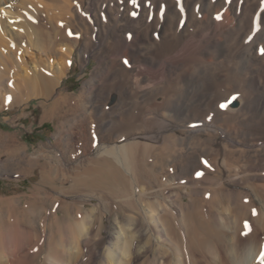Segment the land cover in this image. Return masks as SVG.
Segmentation results:
<instances>
[{
    "label": "rangeland",
    "instance_id": "rangeland-1",
    "mask_svg": "<svg viewBox=\"0 0 264 264\" xmlns=\"http://www.w3.org/2000/svg\"><path fill=\"white\" fill-rule=\"evenodd\" d=\"M105 1H107L106 8L111 20L121 21L122 24H125L126 31L133 28L135 32L144 35L146 33L145 29L151 25L150 23H152V25L156 24L160 27L159 33L158 35H154L155 42L152 43H157L159 45L160 42H162V31L166 24L167 16L170 15L169 6L172 4L173 0H155L157 3L154 0H138L140 8L139 6L138 8L135 7L136 5L133 4L134 8L132 3H130L131 0H124L125 2L121 0L124 4H122L120 0H118V3L116 2L117 0H113L112 2L111 0ZM145 1L146 3H144ZM174 1L176 3V0ZM45 2L50 4L48 0ZM181 2L179 7L177 6L178 4H176V6H174V3L172 4V6H174L172 10L176 11V7L177 12L182 14L185 19L184 24L181 27L179 26L183 29L181 30L182 32H176L178 34H176L177 38L180 37V34H183L190 40L205 35V30L197 31L198 25L194 23V18L206 19L209 26L212 25L213 27H216L218 24H225L228 32L218 35L216 41H220L221 44L218 52H214L211 48L214 43L213 41L206 43L204 46L197 48L198 50L195 51L197 53H193V55L196 56L191 62L181 64L179 67L177 66L176 72H190V75H197L198 80L192 81L188 79L185 83L181 80H177L176 82L169 80L167 84L168 87H166V90L164 89L162 91V96H160L166 108L167 105H169L168 103L171 102L172 105L175 104L173 106L178 112L175 117L176 119L174 118L172 120V123H174H171V129L165 130L166 138L173 133H178L180 136V140L168 151L170 158L169 162L171 161L168 169L177 166V171L184 175L181 180H170L165 178L166 175H163V173H166L168 170L162 173L160 169H157L156 174L158 173L157 175L160 181L154 180L151 182L144 174L142 175L143 169L141 166L135 164L134 168L126 173L131 188L129 196L123 198L124 200L122 198H112V195L105 194V192L102 191L85 190L79 195L67 193L66 196L68 198H66V200H76L80 206H84L88 213L94 214L93 218L95 219V223L91 226L90 235L81 238V241L88 247L92 246L95 240L99 242L100 251H98V253L96 252L98 256L97 264H107L106 253L109 249L114 251H112L114 260L115 258L117 260H115V264H235V260L241 259V251H243V247L247 242L252 243V241L255 240L253 244H259V246L262 242V244H264V107H260L255 101V96L253 94L254 87L251 84V78L264 82V54H261V50L264 49V32L261 28L262 17H258L260 13L262 14L264 12V0H192V4L189 7L186 5V0H181ZM197 4L198 6H202L203 9H199ZM254 4H258L262 8L258 13H256V11L249 13L250 11H247L246 8ZM141 5L143 7H141ZM129 7L131 8V12ZM240 9L243 10L241 11ZM132 12H138V16L132 15L131 17ZM208 13H210V15ZM212 13L214 14L212 15ZM102 14L105 15L102 11H99V23L102 25L105 22H110L109 18ZM248 19L249 21H247ZM242 20L247 23L245 24ZM43 21L42 23L45 24L46 22ZM74 23L75 26L77 25L76 29L80 32V35L82 33V40L76 48L72 69L62 80L60 91L64 94L79 95L83 88L89 87L90 84V86L94 85L93 87H96L104 81H111L112 78L120 76L126 64L124 59L121 60V64L118 62L119 60L115 61L110 53H105L107 59L103 66H100L95 56H91V59L89 58L90 60H82L81 50L84 44L83 42L86 40V33L81 23L77 20L74 21ZM229 27L230 29H228ZM127 34L129 38V32ZM130 34L131 39H133V34ZM102 38L106 39L105 36H102ZM226 40L231 42V44H228ZM96 52L98 51H95V53ZM32 58L33 56L22 57V60L27 63V68H33L32 63H34L35 59L33 58L32 61ZM250 58L253 59L250 60ZM206 63L208 64L206 65ZM221 64L230 65L226 67L230 68V70L224 73L225 77L223 79H217L211 75L210 67ZM200 68H205L207 70L200 73ZM246 73L249 77L246 76ZM206 81L211 84V88L207 85ZM185 86L187 88H185ZM206 93L209 94V97L206 98L205 102L209 107L200 111L201 109L197 98L200 97L201 99V96H204ZM233 97L236 98L232 99ZM238 100L244 101L243 108H239L238 110L230 108V104L235 106V104L239 102ZM83 103H85V108L78 106L77 110L64 113L59 119L47 118L43 121L41 118L45 108L42 101L38 98L32 97L13 105L3 102L2 106H0V198H15L20 204L26 203L32 198L33 190H35L40 182L41 166L39 165L44 163L47 165V169H56L57 166L59 169H63L64 164L69 167L68 169H72L74 165H80L87 157L94 156L93 154L96 152V148L86 147V142H89L95 137L91 135L87 127H91L93 123L88 113L92 111L95 102L94 99L91 101L88 98H84ZM223 103H227L228 107L221 108L220 105ZM139 104L140 102L134 103L133 100H128L127 109L128 114L130 113L131 117L134 116L133 122L138 126L141 124L139 126V134L137 133L138 135L136 134L135 136L143 137L144 132L142 131L144 130H142V128L144 129L145 123L143 116H140L139 113L143 103L141 102V104ZM178 107L180 109L182 108V111ZM136 109L139 116L136 114ZM122 110L123 109L117 106L110 108L107 119L119 123L123 118L125 109L123 112ZM86 111L88 112L86 113ZM234 111L236 115L233 113ZM163 114L165 117L167 116L170 118L171 116V112H169L168 109H166V111L164 110ZM196 114L206 121V126L203 128L202 125L199 124L200 122H198L199 120ZM226 114L228 117L225 116ZM172 115L174 114L172 113ZM235 116H238V118ZM209 117H211V119H209ZM205 141L207 142L206 144H204ZM15 142L19 145H23V147H20ZM69 142H71L72 145L75 144V148L81 152H78L77 157L72 159H68L69 155L71 156L70 153H72L70 152ZM113 143H118V141H107V145ZM99 144L101 143L97 145ZM18 146L24 150L21 151L22 149ZM82 149L84 153H82ZM24 156H30L28 157L29 159H35L34 164L39 160V165L35 164L32 165L31 168L22 170L17 160ZM191 164L193 165L192 167H194L192 168V173H186L188 169L187 165ZM198 165L200 166L198 167ZM195 166L197 169H195ZM205 168L210 170H208V179H200L197 181L205 175ZM197 173H202V175L197 176ZM194 176H197L198 179ZM63 184L65 187L62 186ZM57 185L69 189L68 186H70V183L68 180L66 181L64 179L61 181L59 180ZM53 195L57 196V194ZM130 195L133 201L129 198ZM218 199H221V202H219L220 200ZM54 200L56 199L53 198L47 202V209L50 211H55V208H58ZM125 201L131 203V206L128 207V205H125ZM214 201L215 204H213ZM216 201L218 203H216ZM172 203H174L175 206L172 205ZM161 207L165 208V210L167 209V212H165V215L163 214L159 217L161 224L159 223V225H157L154 218L157 217V211ZM94 209L96 211H93ZM61 210L63 211V208L59 210L60 215H63ZM253 210H255V215L253 214ZM168 213L169 215H167ZM175 214H177V217ZM189 214L195 217V222L188 220ZM203 217L205 219H203ZM175 218L178 221H176ZM169 220L172 222L171 227L168 226ZM246 221L251 226V231L248 233L249 237L248 235L242 234L245 232ZM162 222L165 225H163ZM182 223L186 225L183 226ZM196 223H198V225ZM178 224L187 230L184 228L179 230V227H177ZM190 224L195 226L204 224L213 230L219 229L218 227L220 226H225L226 237L224 243L226 242L227 244H225V246L228 247V250L225 251L226 254H224V249L221 247V249L215 247L211 253L208 252L206 254L207 257L203 256L205 258L198 253L193 254L188 239ZM256 229L258 232H255ZM261 229L262 231H259ZM253 234L255 236H252ZM185 235L188 236L186 237ZM202 235L201 237L210 239L211 242L214 240L216 244L218 243L217 239L213 238L212 234L202 233ZM214 242H212L213 245L215 244ZM47 252L48 250L46 249V252L42 254L37 264H45ZM88 257L89 254L87 255V259L80 264H91Z\"/></svg>",
    "mask_w": 264,
    "mask_h": 264
},
{
    "label": "bare ground",
    "instance_id": "bare-ground-1",
    "mask_svg": "<svg viewBox=\"0 0 264 264\" xmlns=\"http://www.w3.org/2000/svg\"><path fill=\"white\" fill-rule=\"evenodd\" d=\"M45 1L47 0H0V106H2L3 102L5 104L11 103L13 105L15 103H21L32 97L38 98L42 101V104L45 108L44 114L41 118L44 121L47 118L59 119V117H62L64 113L77 110L78 106H82L85 108V103H83L84 98H88L91 101H93L94 99L95 105L92 108V111L88 113L92 118L93 123L91 127H87L90 130L91 135L95 137L92 138L89 142H86V147H95L96 152L93 154L94 156L87 157L80 165H74L72 169H68L69 167L64 164L63 169H59L58 166L56 169H47V165L44 163H41L42 165H39L38 160L37 162H35V164L41 166V179L35 190H33L32 198L23 204L17 202L15 198H0V264H37L41 259L42 254L46 252V249L48 250V252L46 253L45 264H80L87 259L88 254V258L90 259L91 264H97L98 256L96 252L98 253V251H100L99 242L95 240L93 241V245L88 247L85 246V244H83L81 241V238L88 237L90 235L91 226H93L92 224L95 223V219L93 218L94 214L88 213V211L85 210L84 206H80V204L76 200H66V198H68L66 196L67 193L79 195L82 191L85 190L102 191L105 192V194L112 195V198H126L129 196L131 188L126 173L134 168L135 164L141 166V168L143 169L142 175L144 174L151 182L154 180H159V177L157 175L158 173L156 174L157 169H160L162 173L163 171L168 170L166 171V173H163V175L167 176H165V178H168L170 180H181L184 174H181L177 171V166H171L172 168L168 169L170 165L169 163L171 162H169L170 158L168 151L173 148L175 143L180 140V136L178 135V133H173L168 138L165 137V130L171 129L172 124L174 123H172V120L177 116L178 112L177 109H175L173 106L175 104L172 105L171 102L168 103L169 105H167L166 108V105L163 103L160 96H162V91L164 89L166 90V87H168L167 84L169 83V80L172 82L181 80L183 81V83H185L188 79H191L192 81H195L196 79L198 80V76L194 74L190 75V72H176L177 66L179 67V65L181 64L191 62V60L196 56H194L193 53L198 50L197 48L204 46L206 43H210L213 41L214 43L212 44L211 48L212 50H214V52H218L219 46L221 44L220 41H216L217 37L219 34L228 32L225 24H218L216 27H213L212 25L209 26V23H207L206 19L194 18V23H197L198 29L195 26L194 27L197 29V31L205 30V35L203 37L195 36L196 39L190 40L183 34H180V37L177 38V33L183 30L180 27L184 24L185 19L182 14L177 12L176 7V11L172 10V7L176 6V4H178V7L179 5H181V0H176V3L173 0L172 4L174 3V6H172V4L169 6L170 15L167 16L164 29L162 28V42H160V44L158 45L157 43L152 42H155L154 35H158L159 33V25H152V23H150L152 26L149 25L148 27H146V33L144 35L135 32L133 28H130L129 31H126V26L125 24H122L121 21H114V19L111 20V17L109 16L106 8L107 1L105 0H48L50 1V4H47ZM112 1L113 0H111V2ZM122 1L125 2L124 0ZM146 1L144 3H146ZM191 1L192 0H186V5L188 7L192 4ZM116 2L118 3V0ZM200 5L198 6L197 4L198 8L202 10L203 8ZM141 7L143 6L141 5ZM261 8L262 7L258 4H254L251 7L246 8V10L250 11L249 13H252V11H256V13H258ZM129 9L131 12L130 7ZM99 11H102L106 15V17L109 18L110 22H105L101 25L98 21ZM208 14L210 15V13ZM213 14L214 13H212V15ZM258 17H262L261 28L264 32V12L262 14L260 13ZM43 20L46 22L45 24L42 23ZM76 20L83 25L85 29L84 32L86 33V35L84 34L86 36V40L85 42H83L84 44L82 45L81 50L82 60L85 61L89 58L91 59V56H95V58L97 57L100 66H103L107 59L105 53H110L112 57H114L115 61L119 60L118 62L120 64L121 60L123 59L127 60L128 62L125 67L121 65L124 67V69L122 71V74L120 73V76L112 78L111 81H104L96 87H93L94 85L90 86V84L89 87L83 88L82 92L79 95L64 94L60 91L62 80L72 69V63L74 60L76 48L82 40V33L80 35V32L76 29L77 25L75 26L74 23V21ZM247 21H249V19ZM243 22L245 23V21ZM228 29H230V27ZM69 32H71L72 35H69ZM128 32L129 34H133V39L128 38ZM102 36H105L106 39H103ZM226 42L228 41L226 40ZM229 43L231 44V42H228V44ZM95 51H98L96 52L97 54L95 53ZM24 56H33V58L35 59L34 63H32V69L26 67L27 63L22 60V57ZM251 59L253 58H250V60ZM215 60L218 61L217 59ZM207 64L208 63H206V65ZM227 66L228 65L222 64L211 66V75H213L217 79H223L225 77L224 73H227V71L230 70V68H226ZM199 70L201 73L202 71H205L207 69L200 68ZM247 77H249V75ZM206 82L207 85L211 88V84H209L208 81ZM251 84L254 87L253 94L255 96V101L260 107H264V82L262 80L260 82L251 78ZM185 88L187 87L185 86ZM208 95L209 94L206 93L204 96H201L202 101L200 97L197 98L201 109L200 111L209 107L205 102L206 98L209 97ZM128 100H133L134 103H143L142 108L140 107L141 111H139L140 116H143L145 123L144 129L141 127L142 130H144H141L142 132H144L143 137L135 136L140 131L139 126L141 124L139 126L135 124L133 122L134 116L131 117L130 113L128 114ZM243 105L244 101L240 100L235 104V106H232L230 104V108L238 110L239 108H243ZM115 106L123 109L122 112L125 109L123 118L119 123L107 119L108 111L110 110V108H113ZM166 109L171 112L170 118L167 116L165 117L163 114V111H166ZM87 112L88 111H86V113ZM137 113L138 112L136 109V114ZM172 113L174 115H172ZM233 113L236 115L235 111ZM225 116L228 117L227 114ZM197 117L199 121L197 119L196 120L200 122L199 124L202 125V128L206 126V121L201 119V116L199 115H197ZM236 118H238V116ZM111 140H117L118 143L107 145V141ZM98 143L101 144L97 145ZM206 143L207 142L205 141L204 144ZM19 146L23 147V145ZM69 146L70 152L72 153H70L71 156L69 155L68 159L77 157L79 151L75 148V144L72 145V143L69 142ZM23 150L24 149H22L21 151ZM82 151V153H84L83 149ZM28 157L24 156L17 160V163L18 165H20L22 170H26L28 168H31L32 165H35V159H29ZM187 166L188 169L186 173H190L192 171V168L194 167H192V164ZM199 166L200 165H198V167ZM195 169H197L196 166ZM208 170V168H205V175L202 176V178L198 179L197 176L194 177L198 179L197 181H199L200 179H208ZM64 179L66 181L68 180V182L70 183V186H68L69 189L63 188L62 186L65 187L64 184L61 187L57 185V182L59 180L61 181ZM53 194H57V196H54ZM53 198L56 199L54 201H56V207H58L59 209L55 208V211H50L47 209V202ZM129 198L132 199L131 195ZM218 200H220L219 202H221V199ZM217 201L216 203H218ZM213 204H215V201ZM125 205H128L129 207L131 206V203H128L127 201ZM172 205H174V203H172ZM60 208H63V211L61 210V212H63V215H60ZM93 211L96 210L94 209ZM165 212H167V209L165 210V208L163 207L159 208V210L157 211V217L154 218L157 225H159L160 223L159 217H161L163 214L165 215ZM167 215H169V213ZM175 216L177 217V214H175ZM203 219L205 218L203 217ZM175 220L178 221L176 218ZM188 220L195 222V217L192 214H189ZM192 224L189 225V236H187L189 237V245L193 250V254L198 253L201 254L202 257H207L206 254L208 252L211 253L215 247H221L222 249H224V254H226L225 251L228 250V247L225 246V244L227 243H224V239L226 237L225 226H220L218 227L219 229L213 230L212 228H208L204 224H200L199 226H195ZM196 224L198 225V223ZM163 225L165 224L163 223ZM171 225L172 222L169 220L168 226L171 227ZM185 225L183 224V226ZM215 225L218 226L217 224ZM177 227H179V230L184 228L179 226V224ZM256 230L255 232H258V230ZM259 231H262V229ZM202 233L210 235L212 234L213 238L217 239L218 243L216 244L213 240L212 242L215 243L213 245L210 239L201 237L203 236ZM252 236L255 235L253 234ZM253 241L252 243L247 242L245 244V246L243 247V251H241V259L235 260V264H260V255L261 253H264V244H262V242L259 246V244H253ZM186 243L188 244L187 241ZM112 251L113 250L109 249V251L106 253L107 264H115L116 258L114 260Z\"/></svg>",
    "mask_w": 264,
    "mask_h": 264
},
{
    "label": "snow or ice",
    "instance_id": "snow-or-ice-1",
    "mask_svg": "<svg viewBox=\"0 0 264 264\" xmlns=\"http://www.w3.org/2000/svg\"><path fill=\"white\" fill-rule=\"evenodd\" d=\"M131 3L136 5L137 7L139 6L138 5V0H131ZM133 16H136L137 13L133 12L132 13ZM69 35H72L71 32H69ZM129 39H131V34H129ZM261 54H264V49L261 50ZM125 64H127V60L124 61ZM236 97H233L232 99H235ZM221 108H227L228 107V104L227 103H223L220 105ZM209 119H211V117H209ZM206 163V162H205ZM202 173H197V176H201ZM253 214L255 215V210H253ZM251 231V226L248 224V222L246 221L245 222V232L242 233L243 235H248V233ZM260 264H264V253H261L260 255Z\"/></svg>",
    "mask_w": 264,
    "mask_h": 264
}]
</instances>
